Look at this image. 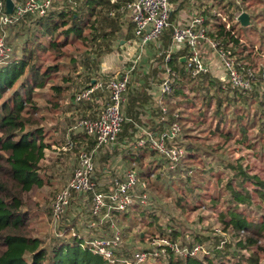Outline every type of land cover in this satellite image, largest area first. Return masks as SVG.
I'll use <instances>...</instances> for the list:
<instances>
[{
	"label": "trees",
	"instance_id": "16d2710c",
	"mask_svg": "<svg viewBox=\"0 0 264 264\" xmlns=\"http://www.w3.org/2000/svg\"><path fill=\"white\" fill-rule=\"evenodd\" d=\"M3 1L6 2V0ZM25 1L27 0H16V3ZM63 1L54 0L52 9L45 16L29 14L19 19L14 25L4 27L20 26L21 29L15 39L22 36L23 40L16 45L20 46L21 54H17L18 50L15 49L12 56L0 64V264H117L116 261H104L101 256L94 254L87 245L83 244L82 239L76 237L67 239V237L56 235L52 238L49 247H44L42 239L34 235L33 221L38 216V213L34 214L37 208L35 196L38 195V189L43 181L48 179L46 175L50 167L44 165V159L45 150L51 147L47 141L48 131L44 129L49 120L46 118L44 121L43 117H40V113L46 111L40 102H47L50 108H46L48 111L57 110L66 99L67 91L74 90L73 87L77 85H72V73L85 68L86 78L80 79L79 82L83 88L71 97L73 101L68 108L84 119L95 120L100 114L95 105L98 104L99 98L104 97L103 92H96L90 101L77 102L76 97L93 86L94 80L101 79L92 77L91 67L95 66L99 69L107 55L114 52L122 41L132 38L135 28L131 23L127 34L122 30L126 24L127 13L121 8L126 0H76V4L65 0L69 5ZM194 1L198 0H171L173 8L171 21L173 22L181 12L192 8ZM238 1L244 5L251 0ZM238 1L234 3L237 12L232 15L231 21L235 20V22L231 26L227 25L226 19L215 16L211 12L217 23L208 35L221 41L226 49L231 50L233 56L235 51L240 49L237 61L244 67L246 73L248 70H254V66L244 63L252 60L253 55L251 52L247 54L248 49L244 45L243 38L238 35L237 29L240 27L241 33L252 30L250 29L252 19L250 16V24L247 27H243L236 20L237 15L243 12L249 13L242 5H239ZM219 2L222 4L223 0ZM213 6L211 5V9L214 11ZM218 8L221 12L225 9ZM250 13L259 22L261 19L258 17H263L264 10L257 11V7H254ZM207 19L209 22V18ZM261 33L263 42L261 48H263L264 26L261 28ZM0 34H3L1 26ZM172 35L173 29H168L152 45L156 44L159 51L167 50L172 43ZM122 36L126 37L122 38ZM78 46L82 47L83 52H70L73 48L77 52ZM186 55V51L177 53L173 55L169 63L177 74V80L173 86V92L167 95L163 105L156 104L148 93V89L152 87L151 84L148 82L145 85L139 84L141 79L137 77L138 70L133 73L130 88L125 95L126 103L123 109L126 120L118 137V144L133 138L134 131L138 130L140 126L138 124L142 122L141 114L135 109L136 104H156L157 113L155 114L158 117V123L155 124V128L158 132L167 130L175 123L182 124L185 120L183 115L187 111L180 109L178 99L180 96L183 100H187L190 106L188 109L196 111L199 119L196 122L207 121V114L212 111L209 118L215 123L214 129H211L213 137H219L225 143L235 141L241 147L242 155L237 157L236 164L221 163L226 169L234 170V174L226 184L231 199L227 202L226 209L218 215L223 230L234 233L239 238L236 242L237 249L234 250H231L230 243H224L220 247L222 241L216 238L213 249L203 258L199 255L181 257L171 247H165V255L160 254L157 259L166 261L167 264H261V254L264 253V245H262L264 240V167L260 169L262 163L258 160V153L254 147L259 146V142H264V77L255 75L256 72L253 71L251 91H242L229 86L223 89L224 83L213 74L193 77L185 68L183 58ZM159 68L162 72L158 74L157 82L160 84L162 80L159 76H165L164 58ZM62 72L70 74L63 78L62 84H55L47 91L48 85ZM113 76L104 74L102 75L104 80H101L107 82ZM146 78L150 79L149 76ZM64 84L67 86H63ZM186 89H189V94L193 95L192 98L186 93ZM108 98L109 95L107 100ZM163 108L167 109V113L163 112ZM82 137L87 140L84 141L87 143L85 150L90 152L95 147L96 140L85 133ZM180 140L177 145L185 148V154L176 162L163 157L149 144L131 148L128 160L131 161L132 168L134 164L136 165L139 180L144 181L150 190L155 188L152 177L157 174L158 181L161 180L160 175L167 167L172 176L171 184H177V190H180L182 194L178 195L176 203L183 211L187 209L194 211L198 209L197 200L202 201L203 204L206 203L193 181L192 167L198 161L202 162L203 156L211 154V151H208L211 147L205 150L202 146L188 142L191 139L187 131L183 133ZM115 148L113 151L109 150L106 158L103 159L108 161L115 155L118 147ZM148 157H151V162L155 157L159 159L161 157V160L145 171L143 166ZM244 159L248 161L246 166L242 164ZM249 162L253 164L250 165ZM104 163L101 161V164L104 165ZM103 170H105L104 166L100 176ZM112 176L113 179L107 177L102 181L104 185L94 176L98 185L97 191L114 190L116 177ZM222 180V176L218 178V182ZM88 195L93 196L92 193ZM76 196L81 198L86 195L75 194L74 198ZM219 202L217 197L212 198L210 206L216 208ZM252 205L263 211L258 222L249 220V215L242 209L243 206ZM49 212L53 217V208ZM173 220L176 222V219ZM156 221L154 219L151 224ZM75 223L76 221L74 225ZM65 229L66 236L71 234L69 227L66 226ZM159 230L161 236L169 239L174 245L178 244V239L183 233L174 225H168L166 228L159 225ZM142 234H144L143 237ZM147 234L154 233L143 232L139 237L143 239ZM207 240L209 238L195 235L192 242L185 241L181 248L188 247L192 250L202 246Z\"/></svg>",
	"mask_w": 264,
	"mask_h": 264
},
{
	"label": "rangeland",
	"instance_id": "374dc122",
	"mask_svg": "<svg viewBox=\"0 0 264 264\" xmlns=\"http://www.w3.org/2000/svg\"><path fill=\"white\" fill-rule=\"evenodd\" d=\"M220 0H198L193 2V7L181 12L177 15L175 20L172 22L174 25L183 26L187 24L191 18L195 14H199L201 16L209 18V22L207 23L209 31H213L214 25L217 23L215 18L212 17L211 5H214V9H217L220 13V17H222L228 26H231L232 15L237 12V8L234 3H237L238 0H223V3L220 4ZM66 5H69L67 1ZM239 5H242L241 1H238ZM221 7L222 10H218ZM246 11H249V16H251V28L252 30L245 31L243 34L237 29L238 35L243 38L244 45L248 49V53H252V60H247L244 63L248 65L254 66V70L256 72L255 75H263L264 77V47L261 48L262 39H261V28L264 26V15L263 17H258L261 20L259 22L253 17L250 13L251 10H254V7H257V11L264 10V0H251L246 4L242 5ZM241 10V9H240ZM246 13V12H245ZM259 13V12H257ZM206 15V16H205ZM1 26V25H0ZM3 34L6 43L11 48V52L7 58L12 56V53L15 49L18 51L17 54H21V49L16 45L21 43L23 38L20 36L15 39L18 31H20L21 27H2ZM123 30V29H122ZM126 37V36H124ZM122 36V38H124ZM133 38V36H132ZM8 39V40H7ZM124 45H119L116 47L114 52L107 55L104 58V64H101L99 69H96L95 66L91 67V75L96 79H103L102 75H112L123 67V62H120L118 59L126 58L125 61L128 60L127 52L123 48ZM16 47V48H15ZM77 52H75V48L70 50L72 53H81L83 52L82 47H76ZM162 51H159L156 44H151L147 51L143 54L140 59V63L136 69L138 70L137 77L141 79L145 83H149L153 85V77L156 78L155 83L158 84V74L160 68L158 67L162 65L163 56H161ZM238 52L240 49L235 51L234 58L238 64L240 62L237 61L239 58ZM212 54V53H211ZM6 59L0 60V64H2ZM244 60V59H242ZM128 63V62H127ZM94 65V64H93ZM127 65V64H126ZM155 69V70H154ZM158 69V70H156ZM214 69H216L213 73L218 79L223 82V72L221 70V66L219 60L216 59L214 62ZM253 70V71H254ZM154 72L153 74L151 72ZM253 74L252 70H248ZM70 73L62 72L58 75L56 79H54L47 88L49 91V87L55 84H62V80L64 77H68ZM85 68H80L77 72L72 73V85L74 86V90H69L66 93V99L61 103L60 107L57 110L48 111L46 108L48 107L47 102H40L42 107L46 111H42L40 113V117H43L44 121L46 118L49 120L44 129L48 131V143L50 144V148L45 150V159L44 165H47L49 170H47L46 180L43 181V184L38 189V195L35 196V201L37 202L36 211L34 214L38 213L37 218L33 221V228H35L34 235L41 238L44 242V247H49L51 240L56 235H60L62 237H67V239L76 238L82 239L84 245H88L89 241L93 237H105L110 239L111 236L114 235L115 232L119 231L122 236V243L118 250L116 251V262L117 264H167L166 261H159L157 259L158 252L160 250L159 246L163 243L164 239L161 236V231L159 230V225L163 228H166L168 225H174L180 230H182V235L178 239V245L181 247L183 243L186 241L190 243L194 240L195 235H200L203 238H209V240L205 241L202 244L205 252H201L199 254L200 258H203L206 253L213 249L216 238L221 239L222 243L220 247L224 245V243L232 244V249L236 248V242L238 241V236L234 233L225 232L223 230V225L219 219V213L226 209L227 202L231 199V195L226 188V184L233 177L234 170L226 169L222 162L230 163L232 165L236 164V159L239 155H242L241 147L235 143V141H231L230 143H225L223 139L219 137H213L211 131L214 129V122L209 116L212 115V111L207 114V121L204 123L196 122L199 121L198 116L195 110L188 109L190 106L187 103V100H183V97L180 96L179 106L180 109H185L187 112L183 115L185 120L182 124H179L183 133L187 131L188 136L191 141L195 145H199L205 148V150L211 147V154H206L203 156L202 162L198 161L195 166L192 167L191 175L193 176V181L195 185H197L198 193L201 194L202 199L206 204H203L202 201L197 200V210L187 209L183 211L179 205L176 203L178 195H182L180 190H177V184H171V175L169 169L166 167L163 169L161 173V180L158 181L157 174L152 177V183L155 184V188L153 190L148 189L146 183L144 181H140V184L135 192L136 196L147 195L146 203H141L137 200L135 206L130 207L123 213L115 214L110 212L108 218H98L92 213V196L86 195L83 197H75L70 205L66 208L65 213L58 220H54L53 217L50 216V210L53 207V203L56 199V196L66 187L68 182L70 181L75 168L79 162V156L85 150V142L87 141L82 137L84 133L79 130L78 122L81 121V115L76 114L74 110L70 111L68 105L73 101L71 97H73L77 92H79L83 87L79 84L80 79L84 80L86 77ZM150 77L146 78L147 76ZM154 75V76H153ZM254 75V74H253ZM135 78V74H134ZM253 76L251 77V79ZM156 95H159V91L154 90ZM11 93V92H10ZM9 93V95H10ZM186 93L192 98L193 95L189 94V89H186ZM167 97H162V101ZM161 97H158L160 99ZM46 103V104H45ZM84 107V106H83ZM95 108L98 113H101L104 109V105L96 104ZM50 109V108H49ZM81 107V112H82ZM248 111V110H247ZM139 113L144 116L141 119V123L138 130L134 131L133 138L128 139L124 142V144L116 145L118 147L117 153L113 155L108 161L106 159V155H102V158L95 157L96 163V172L95 176L101 180L100 177L107 179V177L122 178L121 172L124 170H129L132 167L131 161H129V154L131 152V148H136V141L140 135L144 133V130H148L149 126L147 124V115L149 113L142 112ZM154 114L157 112L153 110ZM159 114V113H158ZM157 116V115H156ZM234 117V116H233ZM43 121V122H44ZM195 121L196 123H194ZM212 123V125H211ZM71 125V126H70ZM212 129V130H211ZM254 133V132H253ZM182 139V137H181ZM181 141V140H180ZM259 146L254 149L257 150L258 160L262 163L260 169L264 167V142H259ZM122 145V147H120ZM184 151L185 148L183 147ZM215 149H219L217 152L213 151ZM203 152V150H201ZM96 156V155H95ZM151 162V157L147 158L143 166V170L148 171L152 165L158 164L161 160L155 157ZM101 161H104V165L101 164ZM154 161V162H153ZM248 161L244 159L242 164L246 166ZM250 165L253 162H249ZM105 167V170L102 171L101 176L100 172L102 167ZM112 176V177H111ZM222 176V181L218 182V178ZM236 186V182L233 183ZM201 188V189H200ZM170 189V190H169ZM177 190V191H176ZM171 191V192H169ZM107 193V192H104ZM218 198L220 200L219 204L216 208H212L210 205V200L212 198ZM39 209V210H37ZM242 209L245 210V213L249 215V220L258 222L263 213L262 210H259L256 206H243ZM104 212H106L104 210ZM127 215V216H126ZM155 219V223L151 224ZM173 219H176L174 222ZM74 221H76L74 225ZM96 222L97 225L94 228H90V225ZM149 224L151 226H149ZM114 225V227H113ZM69 227L71 229V234H65V227ZM75 226V227H74ZM149 226V227H148ZM170 229V228H168ZM151 231L154 234H147L146 237L141 239L139 235L143 232ZM101 234L100 236L96 234ZM144 234H142V237ZM262 245H264V240L262 241ZM237 249V248H236ZM143 250H148L149 252H144ZM153 253L149 255L148 258L140 263L137 260V255L141 253ZM157 253V254H156ZM133 258V259H132ZM261 264H264V253L261 254Z\"/></svg>",
	"mask_w": 264,
	"mask_h": 264
},
{
	"label": "built area",
	"instance_id": "2783aa9c",
	"mask_svg": "<svg viewBox=\"0 0 264 264\" xmlns=\"http://www.w3.org/2000/svg\"><path fill=\"white\" fill-rule=\"evenodd\" d=\"M76 4V0H68ZM54 0H27L24 3H15L14 11L8 14L6 2L0 0V24L2 27L14 25L19 19L26 15L45 16L51 9ZM126 12L131 22L134 24L135 38L131 44L133 51H127V66L117 72L107 82L101 79L96 80L94 85L88 90L80 93L76 97L77 102L90 101L92 96L98 92H107L109 98L102 112L95 120L82 119L78 122V128L83 133L96 140L95 147L90 151H84L79 156V162L66 187L56 196L53 203L54 220L58 221L70 205L74 195H88L92 193V213L94 216L104 219L108 218L110 212L120 214L135 206L137 200L146 203L147 195L136 196L135 192L139 186V177L136 172V165L126 170L122 178L115 179V189L104 193L97 191V183L94 176L96 172L95 155L104 146L115 148L118 145V137L122 132L126 114L123 105L126 101L125 95L131 85L133 73L136 71L140 59L150 44L156 43L163 33L168 29H173L172 43L167 50L161 52L164 57L165 76L160 84L156 86L159 91V104L163 105L162 97L173 92V86L177 80L176 72L169 66L173 55L187 52L183 58L186 70L197 77L202 74H213L214 63L206 56L203 47L206 46L217 60H219L223 72V89L227 86L237 88L242 91H251L253 88L252 73L247 71L241 64H238L232 55L231 50L226 49L221 41H217L208 35V19L199 14H195L191 20L183 25H174L171 21L173 8L171 0H126L121 8ZM215 16H220L219 11H213ZM240 15V14H239ZM239 15L236 16L238 21ZM11 52V48L6 43L4 36L0 37V60L6 59ZM167 113V109L163 108ZM141 129V127H139ZM144 130L136 141L137 147L147 144L152 149L159 152L165 158L174 162L178 161L185 151L177 145L182 137V130L179 123H175L163 132L154 130ZM104 210L106 212H104ZM97 225L93 222L90 228ZM114 227V225H113ZM76 237V235H74ZM160 254L166 253L165 247H171L174 252L181 256H198L205 252L202 246H197L190 250L188 247L181 248L178 244H172L169 239L164 238ZM122 243V236L119 231L115 232L110 239L105 237H93L88 247L94 254L103 258L104 261L115 262L116 251ZM153 253H141L137 255L138 262H144ZM157 254V253H156ZM132 264V263H128Z\"/></svg>",
	"mask_w": 264,
	"mask_h": 264
},
{
	"label": "crops",
	"instance_id": "0c3cea01",
	"mask_svg": "<svg viewBox=\"0 0 264 264\" xmlns=\"http://www.w3.org/2000/svg\"><path fill=\"white\" fill-rule=\"evenodd\" d=\"M13 1H15L16 2V0H13ZM125 21H126V24H124V26H123V32L125 33V34H127V32H128V29H129V27H130V25H131V19H130V17H129V15L128 14H126V16H125ZM134 38H135V34H134V32H133V38H131V39H128L127 41H122L121 42V45H124L123 46V48H124V50L127 52V51H133L132 50V47H131V44H132V42L134 41ZM151 45V44H150ZM149 45V46H150ZM147 51V49L145 50V52ZM203 51L205 52V54H206V56L211 60V62L212 63H214L215 61H216V57L214 56V54L211 52V51H209L208 49H207V47L206 46H204L203 47ZM144 52V53H145ZM212 53V54H211ZM120 62H122V61H124L123 62V67L121 68V69H118V71L117 72H119V71H121V70H123L127 65V62H128V60L127 61H125L126 60V58H123V59H121V58H119L118 59ZM104 64V63H103ZM160 68H162V67H160ZM116 72V73H117ZM115 73V74H116ZM160 78V80H162L161 78H163L162 76H159ZM156 80V78H154L153 77V81H155ZM94 83H95V80H94ZM139 84L140 85H145L146 83L145 82H143L142 80H140V82H139ZM159 84V83H158ZM157 83H155V82H153V85H154V87L155 88H153V86L151 87V88H149L148 89V93L152 96V98H153V101L157 104V103H159V101H160V99H158V96L156 95V93L154 92V90H157V88H156V86L158 85ZM63 86H67L66 84H64ZM106 93L107 92H103V94H104V97H102V98H99V100H98V104L99 105H104V107H105V105H106V102H107V97H108V95H106ZM125 103H126V101H125ZM156 104H150L149 103V105L148 104H146V105H144V104H136V106H135V109L137 110V111H142V112H147V113H149L147 116V119L146 120H148L147 121V124H148V126H149V128L148 129H150V130H154V131H156V132H158V130L155 128V124H157L158 123V117H156V114H154V112H153V110H155L156 111ZM141 112V113H142ZM157 113V112H156ZM99 114V113H98ZM141 118H144V116L141 114V116H140ZM123 144H124V142H123ZM84 145H86L87 146V143L85 142V144ZM85 146V147H86ZM117 147V146H116ZM120 147H122V145L120 146ZM135 148V147H134ZM116 148H112V147H107V146H104V147H102V148H100L99 150H98V152H97V154H96V159L97 158H100L102 155H107V153H108V151L110 150V151H113V150H115ZM126 170H124V171H122L121 172V174L123 175L124 174V172H125ZM101 178V180H102V177H100ZM117 178V177H116ZM98 181L102 184V185H104V182H102V181H100V179H98ZM97 235H101V234H99V233H97L96 234V236Z\"/></svg>",
	"mask_w": 264,
	"mask_h": 264
},
{
	"label": "water",
	"instance_id": "95a60500",
	"mask_svg": "<svg viewBox=\"0 0 264 264\" xmlns=\"http://www.w3.org/2000/svg\"><path fill=\"white\" fill-rule=\"evenodd\" d=\"M15 3L13 0H6V11L8 14H12L14 11ZM238 22L243 26L247 27L250 24L249 14L243 12L238 17Z\"/></svg>",
	"mask_w": 264,
	"mask_h": 264
}]
</instances>
